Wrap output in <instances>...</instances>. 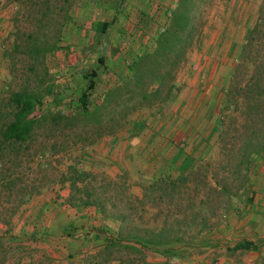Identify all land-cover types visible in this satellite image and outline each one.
Returning a JSON list of instances; mask_svg holds the SVG:
<instances>
[{"label": "crops", "instance_id": "obj_1", "mask_svg": "<svg viewBox=\"0 0 264 264\" xmlns=\"http://www.w3.org/2000/svg\"><path fill=\"white\" fill-rule=\"evenodd\" d=\"M118 1L120 16L101 35L98 28L92 27L93 17L109 6L113 20L115 4L105 0H77V10L72 14V22L64 34L62 54L58 56L66 55L64 62L76 68L66 69L64 66H70L67 64L60 66L62 72L56 80L55 94L44 100L50 110L65 114L77 111L88 82L83 65L88 59L83 57L87 47L101 49L104 58L91 103L100 102L108 90L120 85L131 75V62L154 50L155 37L162 26L168 24L179 0ZM253 2L223 0L212 15L217 22L226 21L223 30L247 32L258 21ZM4 7L5 2L0 0V94L11 77L4 52L13 41L8 10ZM230 19L232 22L228 23ZM104 22L110 21L102 20ZM232 25H236L235 28ZM218 26L211 25V29L216 33ZM60 58L55 61L61 63ZM98 64L85 68L92 71ZM232 69L225 71L222 80L230 79ZM217 73L220 77V72ZM193 82H188L183 97L180 94L170 105L136 113L122 132L104 137L77 152L69 151L54 161L62 157L69 166L77 160L83 172L105 173L115 181L129 179L128 185L142 199L147 183L178 173L188 159L193 160L194 166L198 158L194 149L210 137L205 130L208 127L206 117L217 110L220 102L210 90L197 94ZM184 142L194 144L195 148L183 150ZM258 185L253 184V189L263 190L262 194L247 206V211H255L256 215L253 212L229 224V234H200L194 246L186 249L190 255L170 260V264H264V183ZM236 215L231 212V217ZM118 228L119 221L105 217L96 206L72 203L70 186L58 181L23 205L10 226L0 221V264H109L104 252L110 242L118 240ZM244 242L255 244L257 249H234ZM166 260L161 255L147 253V262L151 264H163ZM119 263L113 261L111 264Z\"/></svg>", "mask_w": 264, "mask_h": 264}, {"label": "trees", "instance_id": "obj_2", "mask_svg": "<svg viewBox=\"0 0 264 264\" xmlns=\"http://www.w3.org/2000/svg\"><path fill=\"white\" fill-rule=\"evenodd\" d=\"M63 3L68 4L69 1ZM206 3L207 0H179L170 14L168 26L156 35L154 50L134 59L130 64L131 75L124 78L120 85L108 90L103 100L96 104L91 103V99L97 87L100 70L95 68L87 72L86 89L74 114L50 110L44 103L55 92L56 87L47 65V57L63 49L61 42L64 29L71 20L70 12H66L64 20L57 23L52 12L45 13L41 10L43 16L40 17V22L46 24L45 31L16 27L15 33H12L13 41L4 52L11 79L0 94L1 222L10 226L18 210L44 191L49 185V170L57 157L80 144L86 147L104 137L114 136L127 128L136 113L153 107H165L175 100L177 73L187 59L188 50L194 44L199 29L197 20ZM46 6L49 10L48 3ZM114 7L116 15L113 20L98 26L101 35L120 16V2ZM53 23H57L58 27H53ZM261 27L262 24H258L249 33L241 54L240 60L243 62L235 70V80L239 67L247 65L246 54L253 46ZM20 60L29 62L28 74L20 72L23 71L18 68ZM99 63L104 64L103 57L99 58ZM251 64L252 74L248 81L243 87L234 82V92L229 91L228 97L231 100L239 92L240 98H243V108L249 110L244 114L249 120L256 122L258 115L253 118L254 110L259 111L264 107V64H261V60H253ZM39 106H44L41 115L36 114ZM253 132L257 134L256 131ZM249 148H245L246 153ZM253 151L259 150L255 148ZM193 163L192 159L186 160L178 178L169 176L151 183L144 190L143 198L138 201L144 204L146 200L157 197L156 193L160 191L163 200L171 197L179 182L186 185L189 181L186 170ZM94 179L92 174L79 168L77 160L60 175V182L71 188L72 203L94 205L105 217L119 221V238L110 242L104 252V256H107L106 263L119 261V264H151L147 262V253H155L167 259L163 264H170V260L184 259L190 255L186 249L194 246L195 237H186L189 232L184 229L192 226L187 218L177 219L170 224L169 215L159 230L141 228L134 219V203L130 198L124 216L110 214L106 201L101 197L93 200L98 194L97 188L92 185ZM209 190L233 195L224 187L219 189L217 186ZM210 203L212 204V198L209 196L205 204ZM112 208H118V205L113 204ZM215 210L217 209H211L205 214L200 231L211 226L212 218L216 217ZM195 217L199 219L201 213H197ZM234 249L250 251L256 250L257 246L244 242L237 244ZM132 256L135 260H131Z\"/></svg>", "mask_w": 264, "mask_h": 264}, {"label": "rangeland", "instance_id": "obj_3", "mask_svg": "<svg viewBox=\"0 0 264 264\" xmlns=\"http://www.w3.org/2000/svg\"><path fill=\"white\" fill-rule=\"evenodd\" d=\"M3 1L5 2L4 8L8 10L7 16L10 26L12 27V33H15L16 27L26 30L41 29L45 31L46 24L40 22V17L43 16L41 10H43L45 13L52 12L57 18V23H60L62 19L64 20L66 12H70L71 20L64 29L65 34L68 25L72 22V14L77 10V0ZM67 1H69L68 4L63 3ZM105 1L110 4L119 3L118 0ZM247 1L248 0H244V3H247ZM222 2L223 0H207L202 15H200L197 20L199 29L194 44L188 50L187 59L177 73L176 98H178L180 94L182 96L188 82L194 80L193 86L197 90V94L210 90L212 93H216V96H213H215V100L220 102L214 113L211 115L206 114L208 115V117H206L208 121L206 124L208 127L205 130L210 135L208 141L199 144L197 148H195L194 144H188L187 142H184V145L181 146L185 151L195 148L194 151L196 150L198 155L195 165L186 170V176L190 178L186 185H182V183L179 182L171 197H167L163 200V194L160 191L156 193L157 197L146 200V202L142 204L138 201L139 197L136 195L137 192L133 191L128 185L129 179L122 178L119 181H115L111 175L105 173L92 174L95 177V179L92 180V185L97 188L98 193L93 197V200L101 197L104 202L106 201L110 214L124 216L128 209V198H130L131 202L134 203V219L141 228L159 230L164 226L166 217L169 215L171 216L170 224H173L177 219L185 220L187 218L188 223L192 222L190 223L192 226H188V229L184 230L189 232L186 235L187 238L195 237L194 244L196 240L200 238V234H229L227 232L230 228L229 224L233 223L238 218L243 219L249 214L252 215L253 212L256 215L257 213H255V211H247V206L263 192V190L255 191L253 189V184L258 185L260 182L264 183V107L260 108L259 111L258 109L254 110L253 118L255 119L256 115H258V118L256 122H253L244 114V112L248 113L249 110L246 111V109L243 108V98H240V93L236 92L231 100H229L228 94L229 91H233L234 82L240 83L243 87L248 81L252 74L253 66L251 62L253 60H261V64H264V0H254L253 2L255 10L258 13V21L254 27L258 24H262V27L260 33L256 34L253 46L246 54L247 58L245 61L248 67H246L247 65H244L242 68L239 67L236 80L233 78L236 67L238 65L240 66L241 62H243L240 60L241 54L246 46L249 33L254 27L247 32L234 31L231 28H229L228 31L227 28L223 30L226 21L217 22L215 16L213 17L212 15V13L221 6ZM46 3L49 5V10L46 9ZM177 4L178 2L176 5ZM60 8H64V10L62 11ZM109 11V6H105L102 11L98 12L97 15L95 14L91 22L94 30L98 28L102 20L112 21V16H110ZM230 22H232L231 19L228 23ZM56 24L53 23V27H58V24ZM215 24L220 25L217 27L216 33L215 30L211 29V25L214 26ZM167 26L168 24H165L162 27L166 28ZM235 26L236 25H232L233 28H235ZM63 39L62 42H64ZM83 52L84 59L86 56L88 58H86L87 62L83 63L84 72H90L85 66L89 67L93 64H97V62L99 63L102 51L101 49L87 47ZM59 54H62V50L49 54L47 57V65L54 78L55 86L56 80L62 72L60 66L67 64L70 66H64L66 69L72 70L76 68L73 67L72 64H68V62H64L67 57L66 55L63 54V57L60 58L58 57ZM74 54V52L71 53L75 61ZM57 58H60L62 62L55 61ZM212 60L214 61L211 62ZM28 64L29 62L20 60L18 68L23 70L20 72L28 74ZM102 67L103 65L100 63L97 65V68L101 72ZM9 68L8 64V69ZM229 68H233L230 79L227 80L226 78L224 81L222 79L224 78V74H226L225 71ZM221 70H224V73H221ZM217 72H220V77ZM53 94H55V92ZM240 102L241 104H239ZM253 131H256L257 134ZM248 144H251V146H248ZM82 146L81 144L75 146L71 151L74 150L77 152ZM247 147L250 148L246 153L245 148ZM255 148L259 151L254 152L253 150ZM53 164V167L49 170L50 177L47 187L60 181L61 173L67 168V164L62 157L61 160H56ZM135 169L137 170V168ZM179 174L180 171L172 176L178 178ZM149 185L150 184L147 183L145 189ZM217 186L219 189L223 187L227 188L233 195H225L220 193V191L211 192L209 190ZM210 192L211 195H209ZM209 196L212 198V204L206 205L205 202ZM113 204H117L118 208H112ZM215 208L217 209L215 210V212L217 211L216 217L212 218L211 226L200 231L203 226L205 214L209 212V210ZM231 212L237 214L236 217H231ZM197 213H201L199 219L195 217ZM106 257L107 256H104V259H106ZM131 260H135L133 256Z\"/></svg>", "mask_w": 264, "mask_h": 264}, {"label": "built area", "instance_id": "obj_4", "mask_svg": "<svg viewBox=\"0 0 264 264\" xmlns=\"http://www.w3.org/2000/svg\"><path fill=\"white\" fill-rule=\"evenodd\" d=\"M164 29L165 28H163L162 31H164ZM43 109H44V106L37 107L36 114L41 115V113L43 112Z\"/></svg>", "mask_w": 264, "mask_h": 264}]
</instances>
